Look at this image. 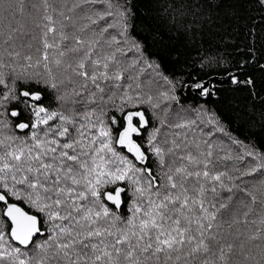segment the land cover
Returning <instances> with one entry per match:
<instances>
[{
    "label": "snow or ice",
    "instance_id": "snow-or-ice-1",
    "mask_svg": "<svg viewBox=\"0 0 264 264\" xmlns=\"http://www.w3.org/2000/svg\"><path fill=\"white\" fill-rule=\"evenodd\" d=\"M96 4L103 10H85ZM26 6L0 0L9 57L0 59V264H246L253 249L255 264H264V152L246 150L256 163L233 176L217 169L214 144L194 134L196 119H168L177 84L202 96L214 88L164 74L129 32V0L63 8L43 0L32 21L35 59L31 43L20 45L29 49L23 54L12 48L14 34H29L12 26ZM211 9L210 0H165L160 14L195 40ZM215 60L209 54L201 67ZM146 68L168 90L145 92ZM22 114L30 122H16ZM208 123L224 131L215 116ZM252 176L251 185L236 183Z\"/></svg>",
    "mask_w": 264,
    "mask_h": 264
},
{
    "label": "trees",
    "instance_id": "trees-1",
    "mask_svg": "<svg viewBox=\"0 0 264 264\" xmlns=\"http://www.w3.org/2000/svg\"><path fill=\"white\" fill-rule=\"evenodd\" d=\"M79 2L80 0H50V3L57 8L71 7ZM129 2L134 4L135 13L132 20L134 27L130 28L129 32L145 45V52L149 58L162 65L164 74L173 81L191 82L193 77L200 81H208L209 87L215 90V95L202 96L196 91L181 88L177 84L176 94L179 103H169L168 119L175 122L178 119L177 113L185 119H196L194 134L202 139H209L214 144L217 169L227 170L233 176H240L248 167L256 163L252 157L245 155L246 150H252L254 147L256 151L264 152V119H262V113H264V67H262L264 66V7H261L257 0H210L211 23L205 24L202 33H197L196 39L193 40L190 36L177 35L169 28L160 14L165 0H129ZM112 3L122 5L124 0H112ZM32 4H37L39 7L33 9ZM42 4L43 0H26L25 13L22 16L17 13L16 21L12 23L13 27L21 28V32L29 33L23 36L20 33L14 34L15 43L12 48L23 54L29 49L21 48L20 45L31 43L34 59L35 47L39 45L38 41L31 39V36H38L39 31H33L32 21L34 17L38 18L42 15ZM84 7L85 10L89 8L103 10L99 4ZM77 13H80L79 9ZM68 14L71 15V13ZM4 16L5 14L0 12V59L9 63V57L5 51L8 46L4 43L8 31V20ZM112 31L115 34L118 29ZM209 54L215 55L216 60L205 63L202 68L201 59ZM128 55L131 59L136 53L132 52ZM22 70L17 67V71ZM33 70L35 69H28L29 72ZM38 70L43 71V68ZM4 71H10V69L5 68ZM229 73L236 75L240 80L250 78L253 84L233 85L228 78ZM141 78L144 81L145 92L150 91L154 96H158L160 91H166L170 87L148 68L142 73ZM51 99L46 94L45 103ZM160 100L162 107L165 106L163 99L160 98ZM52 105L58 106L54 100ZM159 115L164 118L163 112ZM213 116L219 120V127L224 131H218L214 124L208 123ZM10 119L15 118L10 117ZM20 121L30 122L27 114H22L16 122ZM13 131L17 135H24L18 129ZM27 131L29 130H25ZM208 133H211V136H208ZM189 135L193 133L189 132ZM233 139L239 143H232ZM229 154L231 159H222ZM241 156L242 160L237 158ZM258 178V176L243 177V181H236V183L243 186L247 182L251 185ZM252 256L254 259H250L246 264H255V261L259 259L258 250L253 249Z\"/></svg>",
    "mask_w": 264,
    "mask_h": 264
},
{
    "label": "water",
    "instance_id": "water-1",
    "mask_svg": "<svg viewBox=\"0 0 264 264\" xmlns=\"http://www.w3.org/2000/svg\"><path fill=\"white\" fill-rule=\"evenodd\" d=\"M206 82H208V81H206Z\"/></svg>",
    "mask_w": 264,
    "mask_h": 264
}]
</instances>
